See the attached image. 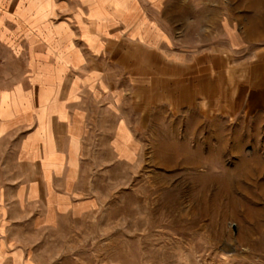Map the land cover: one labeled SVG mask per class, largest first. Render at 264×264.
Instances as JSON below:
<instances>
[{
	"label": "rangeland",
	"instance_id": "1",
	"mask_svg": "<svg viewBox=\"0 0 264 264\" xmlns=\"http://www.w3.org/2000/svg\"><path fill=\"white\" fill-rule=\"evenodd\" d=\"M260 6L157 3L163 50L226 55L221 80L207 77L204 91L190 83L185 99L159 87L157 104L143 93L139 111L126 93L110 100L109 115L95 114L79 163L86 205L53 227H25L30 264H264V111L231 114L224 75L230 66L231 80L244 82L249 67L264 64ZM24 65L0 46V91L29 85Z\"/></svg>",
	"mask_w": 264,
	"mask_h": 264
},
{
	"label": "crops",
	"instance_id": "2",
	"mask_svg": "<svg viewBox=\"0 0 264 264\" xmlns=\"http://www.w3.org/2000/svg\"><path fill=\"white\" fill-rule=\"evenodd\" d=\"M160 1L0 0V46L31 77L28 86L0 91V264H30L25 227H53L86 205L78 176L83 146L111 99L127 93L139 111L143 93L151 105L159 87L185 99L190 83L204 91L207 77L221 80L215 71L222 58L229 63L226 55L181 58L163 50ZM248 71L249 79L234 83L236 71L224 69L230 113L242 117L264 111V64ZM221 100L215 91L212 103Z\"/></svg>",
	"mask_w": 264,
	"mask_h": 264
},
{
	"label": "bare ground",
	"instance_id": "3",
	"mask_svg": "<svg viewBox=\"0 0 264 264\" xmlns=\"http://www.w3.org/2000/svg\"><path fill=\"white\" fill-rule=\"evenodd\" d=\"M253 4H254V5H258V4H259V5H261L262 7H264V0H253ZM261 6H260V7H261ZM262 7H261V8H262Z\"/></svg>",
	"mask_w": 264,
	"mask_h": 264
}]
</instances>
